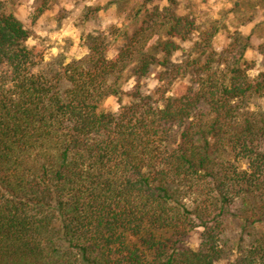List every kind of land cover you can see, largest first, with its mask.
Masks as SVG:
<instances>
[{
  "label": "trees",
  "instance_id": "16d2710c",
  "mask_svg": "<svg viewBox=\"0 0 264 264\" xmlns=\"http://www.w3.org/2000/svg\"><path fill=\"white\" fill-rule=\"evenodd\" d=\"M138 1L141 26L58 68L0 1V264H264V69L249 72V37L209 52L215 21L172 64L197 20Z\"/></svg>",
  "mask_w": 264,
  "mask_h": 264
},
{
  "label": "rangeland",
  "instance_id": "374dc122",
  "mask_svg": "<svg viewBox=\"0 0 264 264\" xmlns=\"http://www.w3.org/2000/svg\"><path fill=\"white\" fill-rule=\"evenodd\" d=\"M4 2L5 13L18 17L30 30V46L40 48L45 55V64L58 68L71 61L84 57L89 51V42L93 37L105 35L109 38L114 26L129 24L131 34L142 25L146 14L129 22L132 13L140 5L138 0H48V7L38 15L46 0H0ZM178 14H188L197 20L198 29L188 40L180 42L181 48L170 57L172 64L180 62L187 54L194 52L202 31L215 21L221 23V29L213 39L209 52L227 50L237 35L249 37V46L245 59L252 67L254 75L264 69V0H175ZM165 5L159 4L160 8ZM149 10L153 6H147ZM129 22V23H128ZM162 69L153 67L152 73L140 81L144 93L157 88L158 74ZM138 79L133 77L123 85L124 94L111 96L103 107L108 111L117 110L130 100ZM188 80L177 82L173 92L180 94L185 90ZM258 103L264 108V96ZM235 233L240 231L238 224L233 226ZM234 256L229 254L220 264H232Z\"/></svg>",
  "mask_w": 264,
  "mask_h": 264
}]
</instances>
